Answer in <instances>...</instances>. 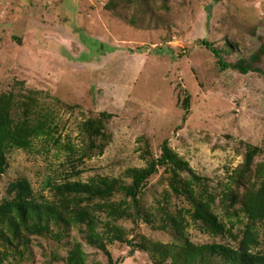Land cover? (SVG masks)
I'll return each mask as SVG.
<instances>
[{"label": "rangeland", "instance_id": "1", "mask_svg": "<svg viewBox=\"0 0 264 264\" xmlns=\"http://www.w3.org/2000/svg\"><path fill=\"white\" fill-rule=\"evenodd\" d=\"M109 2L0 0V95L12 93L17 104L28 91L41 92L39 108L55 118L53 133L36 138L33 149L8 152L0 203L9 185L24 177L39 198L50 200L54 185L66 181L107 176L129 182L127 169L146 165L145 147L158 157L167 140L209 183L214 211L240 239L248 217L241 204L224 208L222 195L227 187L237 188L231 176L243 163L246 145L261 148L254 169L264 167V76L222 69L203 40L223 49L228 63L261 50L257 64L264 70V0H115L114 7ZM185 91L191 96L188 112ZM101 112L111 115L109 139L102 151L85 155L88 140L81 123ZM263 177L253 175L250 182L258 188ZM170 179L171 173L160 168L141 194L157 226L160 204L183 218L192 242L238 245L229 234L215 235L195 222L194 204L173 191ZM100 217L106 220L104 212ZM116 223L126 240L106 241L108 253L72 228L62 242L31 236L24 253L13 252L0 264H69L68 243L74 239L82 244L87 264H154L149 252L134 245L178 241L174 228L156 229L145 219ZM257 231L255 250L264 252L262 223Z\"/></svg>", "mask_w": 264, "mask_h": 264}, {"label": "trees", "instance_id": "2", "mask_svg": "<svg viewBox=\"0 0 264 264\" xmlns=\"http://www.w3.org/2000/svg\"><path fill=\"white\" fill-rule=\"evenodd\" d=\"M108 6H116L115 0H110ZM203 44L212 50L222 69L233 68L243 74L258 72L264 76V70L257 64L263 51L259 50L249 58L241 57L228 63L224 60L223 49L207 40H203ZM232 46L234 45L228 44V49ZM185 93L183 106L188 112L191 96L187 91ZM41 94L30 90L17 104L12 93L0 95V175L9 168L7 154L10 150H31L36 138L53 133L55 118L51 111L39 108L38 99ZM18 106L21 114H16ZM110 116L107 112H101L97 117H88L81 123V132L88 140L83 154L96 149L103 150L109 139L106 124ZM98 140L101 143L98 144ZM161 151V155L156 157L149 147H145L143 157L146 165L127 169L129 182L107 176H97L88 181H66L54 185L55 199L52 200L39 198L31 182L25 177L12 182L8 187V196L0 203V262L13 252L24 253L22 248H28L31 236L62 242L72 228L82 230L90 245L108 253L106 241L126 240L125 232L116 222L132 218L134 221L145 219L156 229L168 230L172 227L175 230L177 242H142L134 245L149 252L154 264H264V252L255 250L260 245L258 224L264 225V181L258 188L250 182L253 175L264 176L262 165L254 169L255 159L261 153V148L246 145L243 163L231 176V183L237 188L227 187L222 195L224 208L230 209L241 204L248 217L249 221L240 239L233 233L232 227L227 228L226 223L214 211L215 197L210 191L209 183L190 168L188 162L170 147L167 140L162 143ZM160 168L171 173L170 186L173 191L194 204L192 218L195 222L215 235L229 234L238 241V245L216 241L204 244L192 242L186 234L183 218L160 204L155 208L162 213V217H159L161 225L157 226L154 221L157 216L151 210L143 208L140 198L144 188ZM187 172H190V177L184 175ZM239 189L245 190L242 192ZM117 194H122L126 197L125 200L115 201L113 198ZM103 212L106 214L105 221L100 217ZM100 224L104 226L102 230L98 229ZM68 245L70 250L67 262L87 264L82 244L74 239Z\"/></svg>", "mask_w": 264, "mask_h": 264}]
</instances>
